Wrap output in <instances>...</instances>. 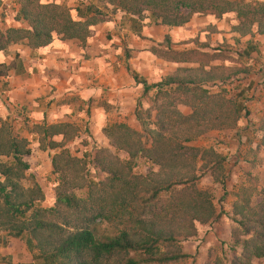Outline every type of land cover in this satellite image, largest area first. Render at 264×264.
Wrapping results in <instances>:
<instances>
[{"label":"rangeland","instance_id":"1","mask_svg":"<svg viewBox=\"0 0 264 264\" xmlns=\"http://www.w3.org/2000/svg\"><path fill=\"white\" fill-rule=\"evenodd\" d=\"M92 1L98 6L103 3ZM4 8L9 10L11 5L7 7L0 0V9ZM183 41L170 42L171 48L178 51L193 48L196 42L208 43L209 48L202 51L218 53L213 64L248 69V73L239 74L223 85L209 87L212 92L222 88L228 98L238 96L237 101L247 112L252 105V54L244 57L241 51L246 41L252 45V36L236 38L229 27L210 32L206 26L204 32L198 31ZM158 44L164 45L163 39L158 43L149 40L146 44L135 37L121 41L123 65L148 84L158 82L179 66L149 52ZM154 93L150 90L138 99L140 113L150 111L149 120L142 115L143 123L149 126L156 118ZM74 107L82 115L67 123L63 137H43L21 110L9 121L0 119L12 136L26 141V148L34 154L31 159L21 157L29 168L16 180L22 200L31 203L27 208L21 206L24 210L21 218L1 220L0 237L21 223L40 221L50 227L36 232L35 244L43 241L52 247L83 228L93 229L97 237L124 231L132 242H139L146 239L145 233L136 227L135 223H140L162 237L172 238L170 243L157 247L158 253L186 256L170 264H230L232 256L226 244L247 236L241 235L240 227L221 213L230 211L239 188L264 187L256 168L257 159L252 161L253 152L259 148L255 142L258 126H252L251 116L241 113L234 129L210 130L187 142L171 132L165 134V140L156 141L141 130L138 122H128L126 115L123 120L112 116L105 125L93 129L87 120L92 105L88 103L84 108L75 102ZM175 110L180 115L190 113L184 106H175ZM261 137L263 140L264 134ZM48 143H53V148H48ZM6 159L1 157L0 161ZM172 179L186 184L173 186L169 192L148 200L154 186ZM62 196L73 198L74 206L59 202ZM209 210L218 214L217 218L207 217ZM37 253V249L28 250L22 239L7 238L5 246L0 243V264H27L34 261ZM79 256L88 264H124L127 257H132L131 253L119 252L96 261L87 253ZM76 258L71 257L73 262Z\"/></svg>","mask_w":264,"mask_h":264},{"label":"trees","instance_id":"2","mask_svg":"<svg viewBox=\"0 0 264 264\" xmlns=\"http://www.w3.org/2000/svg\"><path fill=\"white\" fill-rule=\"evenodd\" d=\"M17 9L13 20L25 23L26 28H6L0 30V52L7 54V48L13 44H20L29 49H37L48 45L56 37L60 40H75L79 47H84L88 37V28L106 18V14L121 13L120 22L125 23L128 30L138 36L145 24L163 26L168 29L182 27L192 16H211L214 19L225 18L229 32L236 38L252 36L253 32L264 37V1L245 0H99L100 6L81 3L75 7L78 20H72L69 9L58 0H15ZM106 12V13H105ZM232 15L233 23L227 20ZM147 23H144V21ZM214 32L213 28L208 29ZM164 45L158 44L150 48L149 52L157 58L169 61L179 66L169 75L156 83L148 84L144 78L129 70L135 84L142 88L141 96L154 90L153 111L156 112L155 121L144 124L143 118L150 119V111L140 113V103L137 100L133 116L139 123L141 130L151 140H165V134L181 136L182 141H190L203 133L214 129H234L237 121L247 116L245 107L238 102V96L228 98L222 88L210 91V85L218 86L239 74L248 73V69H236L213 64L218 53H206L208 43H193V48L173 50L167 35L163 37ZM236 42L237 39H234ZM256 49L249 42L241 51V56L249 57ZM125 63L126 51H123ZM16 75L24 73V67L19 56L14 53L8 64H0V76L7 71ZM239 94V92L237 93ZM175 100V101H174ZM159 102V103H158ZM175 106L187 107L188 115H180ZM43 137L61 135L68 124L35 125ZM174 129V130H173ZM257 130L264 134V113ZM169 133V134H171ZM48 143V148H53ZM30 154L24 139H16L9 133L4 121H0V223L3 218L12 220L21 218L30 201H23L20 188L16 182L21 173L29 168L21 160L22 156ZM186 184L182 180H169L154 186L148 200L156 198L160 193L169 192L173 186ZM222 192H224L223 185ZM224 194V193H222ZM235 201L230 211L224 215L233 224L240 227V233L246 238L233 240L227 245L231 253L230 264H263L264 263V187L257 189L255 185L241 187L234 194ZM31 200V199H30ZM58 201L74 206L73 198L62 196ZM208 209V208H207ZM220 214V212H219ZM214 215L210 210L207 217ZM136 227L145 233L146 239L132 242L124 231L114 235L97 237L95 231L89 228L77 230L55 246H48L38 240L35 244L36 232L49 228L50 225L40 221L32 224L21 223L19 227L8 230L0 243L5 246L7 238L22 239L28 250L37 249L34 261L27 264H88L80 260V254L87 253L92 261L100 257H107L112 253H131L124 264H170L186 257L175 253H158L157 247L172 241L170 237H162L154 233L151 227L135 223ZM252 224V229L250 228ZM38 234V233H37ZM239 248V250H237ZM75 256V262L71 257ZM4 259V258H2Z\"/></svg>","mask_w":264,"mask_h":264},{"label":"crops","instance_id":"3","mask_svg":"<svg viewBox=\"0 0 264 264\" xmlns=\"http://www.w3.org/2000/svg\"><path fill=\"white\" fill-rule=\"evenodd\" d=\"M3 2L7 7L11 5V8L0 9V30L9 27L26 28L25 23L13 20L17 9L13 0ZM57 3H63L69 9L72 20H78L75 7L81 3L94 4L92 0H58ZM106 15L104 20L88 28L84 47H79L75 40L54 37L48 45L37 49L13 44L7 48V54L0 52V64H8L16 53L24 67L21 75L9 70L0 76V119L9 121L22 111L31 125L67 124L82 115L74 107L77 102L84 108H87L88 103L92 105V113L87 120L93 129L105 125L112 116L123 120L126 115L128 122L135 121L133 111L142 88L134 83L124 69V61L120 58L121 41L135 37L140 38L141 44L149 40L158 43L167 35L170 42L178 44L198 31L204 32L206 26L208 29L213 28V31L229 27L224 17L214 19L211 16H192L185 25L177 28L145 24L136 36L125 23L120 22L121 13ZM231 16L227 18H233ZM232 22L231 19L230 24ZM252 46L256 51L252 52V105L247 109V116H251L252 126L256 128L264 113V37L253 32ZM124 50L127 52L125 47L122 52ZM127 111L131 114H127ZM116 114L119 117H114ZM246 122L250 123L249 120ZM255 133L259 151L253 152L252 161L257 159L256 168L264 181L263 133L259 130ZM33 156L29 154L24 157L31 159Z\"/></svg>","mask_w":264,"mask_h":264}]
</instances>
